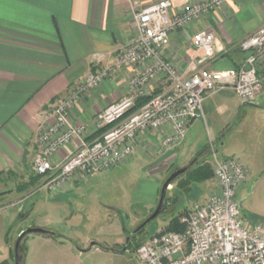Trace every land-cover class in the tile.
Returning a JSON list of instances; mask_svg holds the SVG:
<instances>
[{"label": "built area", "instance_id": "obj_1", "mask_svg": "<svg viewBox=\"0 0 264 264\" xmlns=\"http://www.w3.org/2000/svg\"><path fill=\"white\" fill-rule=\"evenodd\" d=\"M228 1L204 0L178 12L171 0L142 8L133 0L134 39L110 63L85 75L46 113L33 162L35 173L46 177L40 188L54 191L74 174L88 175L121 165L133 156L137 139L144 134L160 133L158 140L167 152L178 148L192 122L204 117V104L211 95L231 90L243 102L254 101L263 86L258 73L264 61V25L238 44L246 55L232 69L209 66L226 50L207 29L194 33L195 53L184 72L165 54L175 33L184 32ZM95 57L103 59L102 54ZM121 71L128 73L127 91L96 113L95 125L101 135L89 141L88 125L73 120L71 112L84 94ZM158 82L163 89L158 90ZM145 96L150 99L133 110ZM60 152L63 156L56 161ZM213 156L216 192L195 203L181 218L186 224L183 232L160 233L140 245L134 254L136 264H264V225L243 215L237 196L249 169L234 157L220 158L216 152Z\"/></svg>", "mask_w": 264, "mask_h": 264}, {"label": "crops", "instance_id": "obj_2", "mask_svg": "<svg viewBox=\"0 0 264 264\" xmlns=\"http://www.w3.org/2000/svg\"><path fill=\"white\" fill-rule=\"evenodd\" d=\"M136 1L142 8L159 0ZM171 1L175 10L180 12L204 0ZM132 2L0 0V192H7L2 200L17 198L26 191L21 186L17 188L15 180L29 182V171L33 169L38 150L36 140L50 105L67 94L90 71L110 63L134 39L136 28ZM263 25L264 0H229L220 9L191 24L184 32L175 33L165 54L179 71L184 72L195 53L192 43L194 33L207 29L215 33L219 44L226 50L209 66L219 70L232 69L239 66L246 55L238 44ZM96 54H102L103 59L97 61ZM258 74L263 79V86L250 105L264 112V61ZM127 82L128 73L121 71L84 94L74 107L71 117L89 126V139L99 136V132H95L96 113L125 94ZM158 85V90L164 88L162 83L158 82ZM215 95L205 101L210 111L216 108L210 105L215 102L212 101ZM205 112L208 113V109H204V117ZM198 119L192 122L189 131ZM187 135L178 148L169 151L175 152L176 159H189L198 151L196 148H185ZM150 137L154 143L158 142L157 134L152 133ZM261 137L264 139V126ZM141 138L137 139L136 146L151 144L150 140ZM76 144H72V148ZM62 156L63 152H60L56 161ZM137 156L146 159L140 152L132 160ZM95 174L78 178L84 181ZM80 183L78 179L73 180L61 188L63 193H55L68 195L75 187L79 189ZM40 192L45 198L48 196L49 201L52 200L48 194L50 191L40 188L23 206L13 207L0 218V241H4L7 229L21 222L18 215L28 213L29 218L38 208L35 197Z\"/></svg>", "mask_w": 264, "mask_h": 264}, {"label": "rangeland", "instance_id": "obj_3", "mask_svg": "<svg viewBox=\"0 0 264 264\" xmlns=\"http://www.w3.org/2000/svg\"><path fill=\"white\" fill-rule=\"evenodd\" d=\"M212 101L215 102L210 105H215V110L210 111L205 102L204 109H208V113L195 122L187 135L185 148L198 150L189 159H176L175 152L165 151L159 140L154 143L150 135L154 133L160 138V133L152 132L141 136L151 144L135 146L133 156L122 166L95 172L97 174H82H95L84 181L78 178L81 174H74L67 184L77 179L81 183L72 193L62 196L55 193H63L61 188L48 190L53 192L48 193L52 196L49 201L48 196L45 198L40 192L35 197L38 208L29 218L28 213L18 215L21 222L7 229L4 241H0V264H14L19 234L30 226H44L40 224H46L44 227L58 234L56 237L28 235L20 251L23 264H136L134 254L138 246L166 231L173 218L188 215L195 203L206 201L216 192L215 152L220 158L234 157L249 169L247 182L237 196L242 202L243 215L252 223L264 225V139L261 137L264 112L243 104L231 90L219 92ZM95 132L101 135L97 128ZM97 137H87V140ZM140 152L146 159L137 156L132 160ZM196 157L198 161L191 169L202 167L206 173L211 170V178L195 183L186 195L176 192V183H173L167 194V211L140 233L131 236L132 231L156 209L163 183L176 168L188 166ZM28 179L27 183L15 180L17 188L21 186L26 190L17 198L2 200L7 192H0V218L31 199L46 177L30 169ZM128 236L131 240L124 252L122 249L127 245ZM93 241L97 245L90 251L81 250L90 248Z\"/></svg>", "mask_w": 264, "mask_h": 264}, {"label": "water", "instance_id": "obj_4", "mask_svg": "<svg viewBox=\"0 0 264 264\" xmlns=\"http://www.w3.org/2000/svg\"><path fill=\"white\" fill-rule=\"evenodd\" d=\"M252 102L244 101L243 104H251ZM198 161V158L196 157L188 166L185 167H178L176 168L173 173L169 176V178L163 183L161 192H160V199L158 202V205L154 212L146 218L136 229L132 231V235H136L140 233L144 228H146L151 222L156 220L159 216L164 214L167 211L168 207V201H167V194L168 190L171 187V185L183 174H185L196 162ZM242 206V202H240ZM31 234H41V235H46L50 237H56L58 233L55 231L46 228V227H41V226H30L26 229H24L18 236L15 244V260L14 264H23V256L20 254V247L22 245L23 240ZM131 236L127 237V245L122 249V251H127L129 247V242L131 240ZM97 242L93 241L90 244V248L83 250V252H88L91 250L92 247L96 246Z\"/></svg>", "mask_w": 264, "mask_h": 264}, {"label": "trees", "instance_id": "obj_5", "mask_svg": "<svg viewBox=\"0 0 264 264\" xmlns=\"http://www.w3.org/2000/svg\"><path fill=\"white\" fill-rule=\"evenodd\" d=\"M149 99H150V96H145V97L139 98L137 100L133 110H136V109H139L140 107H142ZM211 176H212L211 170H209V172L206 173L204 171V168H202V167H197L195 169L190 168L185 174L181 175L174 182V183H176V192H182L183 195H186L189 192H191V190H193L195 183L205 181V180L211 178ZM167 201H169L168 197H167ZM181 218L182 217L173 218L170 221L168 229L164 232H171V231L183 232L186 229V224L181 222ZM164 232H162V233H164ZM134 236L135 235H133V237Z\"/></svg>", "mask_w": 264, "mask_h": 264}, {"label": "flooded vegetation", "instance_id": "obj_6", "mask_svg": "<svg viewBox=\"0 0 264 264\" xmlns=\"http://www.w3.org/2000/svg\"><path fill=\"white\" fill-rule=\"evenodd\" d=\"M20 251H21V247H20ZM14 260H15V252H14Z\"/></svg>", "mask_w": 264, "mask_h": 264}]
</instances>
